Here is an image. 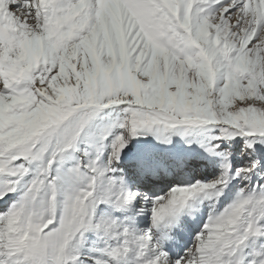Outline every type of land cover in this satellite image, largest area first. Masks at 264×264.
Wrapping results in <instances>:
<instances>
[{
  "label": "snow or ice",
  "instance_id": "1",
  "mask_svg": "<svg viewBox=\"0 0 264 264\" xmlns=\"http://www.w3.org/2000/svg\"><path fill=\"white\" fill-rule=\"evenodd\" d=\"M0 202V264H264V0H0Z\"/></svg>",
  "mask_w": 264,
  "mask_h": 264
},
{
  "label": "rangeland",
  "instance_id": "2",
  "mask_svg": "<svg viewBox=\"0 0 264 264\" xmlns=\"http://www.w3.org/2000/svg\"><path fill=\"white\" fill-rule=\"evenodd\" d=\"M200 171L203 172V173H205V174H208V173H210V172L213 171V170H212L211 168H204V167H201V168H200ZM4 207H6V205L3 206V207L0 208V209H3Z\"/></svg>",
  "mask_w": 264,
  "mask_h": 264
},
{
  "label": "bare ground",
  "instance_id": "3",
  "mask_svg": "<svg viewBox=\"0 0 264 264\" xmlns=\"http://www.w3.org/2000/svg\"><path fill=\"white\" fill-rule=\"evenodd\" d=\"M3 206H5V204L3 202H0V208H2Z\"/></svg>",
  "mask_w": 264,
  "mask_h": 264
}]
</instances>
